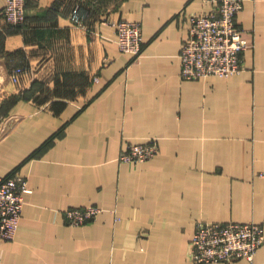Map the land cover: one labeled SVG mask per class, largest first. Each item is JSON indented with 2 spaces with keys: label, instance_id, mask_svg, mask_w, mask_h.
Here are the masks:
<instances>
[{
  "label": "crops",
  "instance_id": "obj_1",
  "mask_svg": "<svg viewBox=\"0 0 264 264\" xmlns=\"http://www.w3.org/2000/svg\"><path fill=\"white\" fill-rule=\"evenodd\" d=\"M206 1L27 0L14 28L0 0V175L31 189L0 264H202L189 259L199 222L264 225V0L237 16L242 73L184 80L187 20ZM119 20L142 24L140 56L120 50ZM152 138L155 158L120 160ZM92 206L94 222H65ZM211 264H264V246L253 263Z\"/></svg>",
  "mask_w": 264,
  "mask_h": 264
},
{
  "label": "built area",
  "instance_id": "obj_2",
  "mask_svg": "<svg viewBox=\"0 0 264 264\" xmlns=\"http://www.w3.org/2000/svg\"><path fill=\"white\" fill-rule=\"evenodd\" d=\"M249 0H207L208 13L188 18L187 36L183 41L180 61L184 80L211 76L231 77L244 69V54L251 49L237 16ZM2 17L9 27H23L27 22V0H5ZM90 17L88 9L77 6L70 19L76 26H85ZM117 43L123 53L140 56L143 51L142 24L119 20L115 23ZM25 68L11 73V81L19 83ZM157 139L132 143L121 154L125 163L138 164L152 160L159 153ZM31 192L28 181L20 175H0V242L15 239L26 203ZM101 209L96 206L70 208L64 212L65 222L72 227L94 222ZM264 246V225L259 223L199 222L190 243L189 259L194 263H231L238 260L254 262Z\"/></svg>",
  "mask_w": 264,
  "mask_h": 264
},
{
  "label": "trees",
  "instance_id": "obj_3",
  "mask_svg": "<svg viewBox=\"0 0 264 264\" xmlns=\"http://www.w3.org/2000/svg\"><path fill=\"white\" fill-rule=\"evenodd\" d=\"M1 111H0V114L2 113V111H4V110H2V108L0 109ZM48 144V143H47ZM10 176H12V175H10Z\"/></svg>",
  "mask_w": 264,
  "mask_h": 264
},
{
  "label": "rangeland",
  "instance_id": "obj_4",
  "mask_svg": "<svg viewBox=\"0 0 264 264\" xmlns=\"http://www.w3.org/2000/svg\"><path fill=\"white\" fill-rule=\"evenodd\" d=\"M0 119H1V117H0Z\"/></svg>",
  "mask_w": 264,
  "mask_h": 264
}]
</instances>
